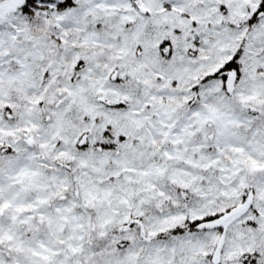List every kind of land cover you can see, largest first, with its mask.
Here are the masks:
<instances>
[{
	"label": "snow or ice",
	"instance_id": "snow-or-ice-1",
	"mask_svg": "<svg viewBox=\"0 0 264 264\" xmlns=\"http://www.w3.org/2000/svg\"><path fill=\"white\" fill-rule=\"evenodd\" d=\"M0 264H264V0H0Z\"/></svg>",
	"mask_w": 264,
	"mask_h": 264
}]
</instances>
